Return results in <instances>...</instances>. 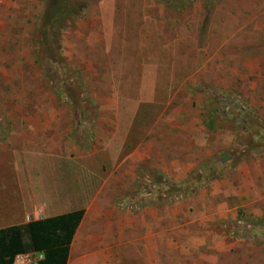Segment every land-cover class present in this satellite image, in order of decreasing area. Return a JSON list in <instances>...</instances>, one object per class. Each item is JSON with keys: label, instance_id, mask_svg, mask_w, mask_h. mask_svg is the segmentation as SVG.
<instances>
[{"label": "rangeland", "instance_id": "obj_1", "mask_svg": "<svg viewBox=\"0 0 264 264\" xmlns=\"http://www.w3.org/2000/svg\"><path fill=\"white\" fill-rule=\"evenodd\" d=\"M92 134H127L100 197L142 229L88 263L264 264V0H0V227Z\"/></svg>", "mask_w": 264, "mask_h": 264}, {"label": "crops", "instance_id": "obj_2", "mask_svg": "<svg viewBox=\"0 0 264 264\" xmlns=\"http://www.w3.org/2000/svg\"><path fill=\"white\" fill-rule=\"evenodd\" d=\"M124 135L126 137L127 134H92L94 141L90 139L87 143L85 140L82 146H69L63 152L60 149L52 150L53 147H50L48 148L50 152L47 150L49 155L47 151L37 153L41 158L30 164V171L26 172L28 173L27 176L25 172L22 176L25 179V185L19 186V196L24 214L35 213L37 209H40V214L43 213L44 217H48L78 209L84 210L70 243L66 264H69L70 260L73 261L75 257L78 258L77 264H90L88 263L90 255L100 252L103 246L108 243L106 231L103 229L107 224V220H105L106 223L103 222L104 217L106 219L110 217L115 222L113 233L117 239L122 236V233H126V229L134 231L142 229V217H137V215L130 217L127 210L120 212L119 208L113 204L108 207L109 205L104 203V199L100 197L103 188L109 184V178L105 177L106 166L103 164L107 161V163L114 161L113 158L105 159L104 156L117 155L125 148L132 149L131 146L127 145ZM133 152L134 150L129 151V153ZM53 158L61 159V161L54 162ZM38 160L41 161L39 166H37ZM64 161L69 162V165H74V169H77L78 172L76 175V178L78 177L77 184L73 189H70L71 191L67 189V182H62L57 178V176L62 175L58 168L68 167L65 166ZM41 168L48 172L46 173L47 179L43 182L41 181L43 176L39 177ZM63 190L66 192L64 193ZM40 191L44 192L42 195L47 197L41 198L42 195L39 196ZM24 214L20 221L15 224L28 222L23 221ZM94 228L99 229L100 233L92 231ZM94 236H99V238ZM93 244L98 245L93 246Z\"/></svg>", "mask_w": 264, "mask_h": 264}, {"label": "trees", "instance_id": "obj_3", "mask_svg": "<svg viewBox=\"0 0 264 264\" xmlns=\"http://www.w3.org/2000/svg\"><path fill=\"white\" fill-rule=\"evenodd\" d=\"M84 210L34 218L0 227V264H12L19 253H43L39 264H66L69 246Z\"/></svg>", "mask_w": 264, "mask_h": 264}, {"label": "built area", "instance_id": "obj_4", "mask_svg": "<svg viewBox=\"0 0 264 264\" xmlns=\"http://www.w3.org/2000/svg\"><path fill=\"white\" fill-rule=\"evenodd\" d=\"M26 220L29 221L31 219L27 216ZM42 258V252L31 251L26 253H19L14 257L12 264H39V261Z\"/></svg>", "mask_w": 264, "mask_h": 264}]
</instances>
